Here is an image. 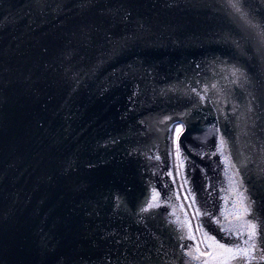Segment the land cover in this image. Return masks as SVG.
Returning a JSON list of instances; mask_svg holds the SVG:
<instances>
[{
  "label": "water",
  "instance_id": "95a60500",
  "mask_svg": "<svg viewBox=\"0 0 264 264\" xmlns=\"http://www.w3.org/2000/svg\"><path fill=\"white\" fill-rule=\"evenodd\" d=\"M245 5L260 27L228 0H0V264H200L241 194L264 214V0Z\"/></svg>",
  "mask_w": 264,
  "mask_h": 264
},
{
  "label": "snow or ice",
  "instance_id": "6c2138e0",
  "mask_svg": "<svg viewBox=\"0 0 264 264\" xmlns=\"http://www.w3.org/2000/svg\"><path fill=\"white\" fill-rule=\"evenodd\" d=\"M228 7L243 18L246 23L251 27L258 28V24H254L249 18L250 13L246 11L245 0H228ZM238 71V70H237ZM235 75V71L233 73ZM207 89V85L204 86ZM214 87V85H213ZM193 92L196 89H192ZM201 99H204L201 96ZM166 120H171L172 117H165ZM183 130V125H178L176 128L177 138L180 132ZM220 148L222 149L227 141L224 136L220 137ZM177 152L179 153V144H177ZM159 158V157H157ZM237 173L239 169L236 170ZM243 180L239 181L242 185ZM248 190L245 188L244 192ZM158 193L153 189V195L144 207L140 209L141 212L148 211L153 207L158 206L155 202L157 200ZM240 209L242 211H235L231 215L224 216V223L217 217H212L216 224L220 225V230L225 233L226 236L234 237L232 242L222 243L217 240L215 236L209 235L206 231L203 232V241L206 242V248L208 251H202L197 244L195 246L196 255L193 256L192 249H187V254L192 256L193 259L200 261V264H260L264 262V214H261V210L257 205V202L251 198V196L241 194ZM119 199V197H117ZM196 212L202 216H211L210 213L201 212L199 208ZM179 223V220L177 221ZM235 222V224H234ZM190 239L195 240L196 236L192 232V222L186 221ZM184 225L182 224L181 227ZM203 228L202 223L196 225V230L199 231ZM202 257L207 259L201 260Z\"/></svg>",
  "mask_w": 264,
  "mask_h": 264
}]
</instances>
